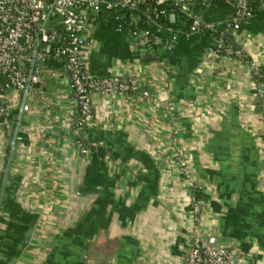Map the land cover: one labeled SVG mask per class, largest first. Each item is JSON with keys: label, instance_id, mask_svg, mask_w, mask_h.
Returning a JSON list of instances; mask_svg holds the SVG:
<instances>
[{"label": "crops", "instance_id": "0c3cea01", "mask_svg": "<svg viewBox=\"0 0 264 264\" xmlns=\"http://www.w3.org/2000/svg\"><path fill=\"white\" fill-rule=\"evenodd\" d=\"M190 13L202 22L188 31L144 27L174 36L169 50L104 14L86 26V73L139 89L94 93L82 128L61 61H47L40 91L5 88L0 264H187L194 236L264 264V1L235 30L244 60L209 61L215 39L201 26L225 30V4Z\"/></svg>", "mask_w": 264, "mask_h": 264}, {"label": "built area", "instance_id": "2783aa9c", "mask_svg": "<svg viewBox=\"0 0 264 264\" xmlns=\"http://www.w3.org/2000/svg\"><path fill=\"white\" fill-rule=\"evenodd\" d=\"M250 1L260 3L264 0H0V116L5 118L8 112L1 80L7 82V87L18 91L26 88L40 91L41 77L50 59L61 61L68 74L70 92L77 108L74 123L77 128L88 125L93 119L94 93L112 94L139 89L132 77H94L85 71L83 33L89 23L97 21L103 14L113 19L118 27L131 26L137 35L145 37V41L148 39L169 50L174 45V36L169 42L162 43L149 29H144L146 26L163 29L150 16L151 8L167 4L193 19L196 17L190 13L192 6L208 9L213 3L221 2L230 9L223 31L234 40L237 27L233 25L246 22ZM204 28L210 33L215 29L212 23H205ZM213 37L215 42L206 50L209 61L226 56L238 60L246 58L237 45L234 50L223 47V54H218L217 48L222 47V40ZM249 68L253 71L254 64L250 62ZM141 94L148 96L146 91ZM152 101L156 103L154 99ZM262 105L264 109V99ZM77 146L84 148L82 142ZM170 162L182 178H188V160L181 151H176ZM185 256L187 264H242L235 245L212 248L199 236L192 238Z\"/></svg>", "mask_w": 264, "mask_h": 264}, {"label": "trees", "instance_id": "16d2710c", "mask_svg": "<svg viewBox=\"0 0 264 264\" xmlns=\"http://www.w3.org/2000/svg\"><path fill=\"white\" fill-rule=\"evenodd\" d=\"M250 11L255 7V3L253 1H250L249 4ZM163 11V13H160ZM174 13L176 15V21L172 23L170 21V14ZM150 16L155 18L156 22L160 24V26L163 29H171L174 31H188L189 27L191 26L193 19L188 18L185 14L180 12L177 8L173 6H169L167 4H162V5H156L154 8H151L149 11ZM101 17V16H100ZM99 17V18H100ZM233 27H237V25H233ZM131 31L134 32L135 29L131 27ZM203 29L204 26H201ZM211 34L215 37H218L220 40H222V47L217 48L218 54H223V47L224 48H230L232 50L236 49L235 43L231 35L227 31H220L217 29H212ZM216 49V48H215ZM8 86L7 82L2 79L1 80V87L6 88Z\"/></svg>", "mask_w": 264, "mask_h": 264}, {"label": "water", "instance_id": "95a60500", "mask_svg": "<svg viewBox=\"0 0 264 264\" xmlns=\"http://www.w3.org/2000/svg\"><path fill=\"white\" fill-rule=\"evenodd\" d=\"M170 21L172 23H174L176 21V15L174 13L170 14ZM201 22H202L201 18L197 16L194 24L197 25L198 23H201ZM149 49H151V47ZM154 53H155L154 50H150V54L151 55H154ZM18 126H19V120L17 121L16 126H15V129H14L13 138H12V141H11V147L12 148L14 146V142H15V139H16V134H17ZM9 153L11 154V151ZM10 154H9V157H10ZM7 167H8V165H7ZM7 167H6V169H7ZM5 174H6V171H5Z\"/></svg>", "mask_w": 264, "mask_h": 264}, {"label": "rangeland", "instance_id": "374dc122", "mask_svg": "<svg viewBox=\"0 0 264 264\" xmlns=\"http://www.w3.org/2000/svg\"><path fill=\"white\" fill-rule=\"evenodd\" d=\"M225 245H227V244H225Z\"/></svg>", "mask_w": 264, "mask_h": 264}]
</instances>
